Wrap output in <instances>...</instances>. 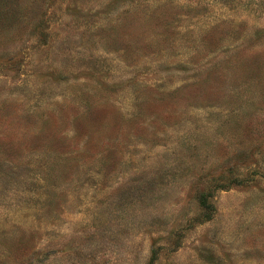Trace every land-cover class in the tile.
Segmentation results:
<instances>
[{
  "label": "rangeland",
  "instance_id": "rangeland-1",
  "mask_svg": "<svg viewBox=\"0 0 264 264\" xmlns=\"http://www.w3.org/2000/svg\"><path fill=\"white\" fill-rule=\"evenodd\" d=\"M0 264H264V0H0Z\"/></svg>",
  "mask_w": 264,
  "mask_h": 264
}]
</instances>
